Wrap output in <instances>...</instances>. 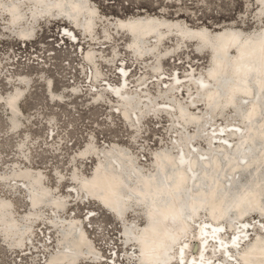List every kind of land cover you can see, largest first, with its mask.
I'll return each instance as SVG.
<instances>
[{
  "label": "bare ground",
  "instance_id": "6f19581e",
  "mask_svg": "<svg viewBox=\"0 0 264 264\" xmlns=\"http://www.w3.org/2000/svg\"><path fill=\"white\" fill-rule=\"evenodd\" d=\"M52 1L58 12L63 11L64 8H69L70 12L67 16L71 20L47 13ZM8 2L11 8L8 9V12L1 13L8 17L9 22L13 18L14 22L12 21V23H16L13 26L19 29L18 35L16 34L14 37L21 42L32 41L36 36L35 32L38 26L42 23L63 21L64 24L59 29V34H63V39L74 44L79 39L76 32L78 30L83 38H88L90 44H96V29H92L94 16L87 14L92 12L91 14L94 15L95 10L89 4V0L25 1L23 4L28 5L30 10L25 18H23L21 6H18L13 0H8ZM261 2L264 4V0ZM2 5L3 2L0 3V7ZM65 5L67 6L65 7ZM35 12H40V17L36 23H33L35 18L32 21V17ZM61 13L64 14V12ZM257 21L258 19L255 20V23ZM114 25L119 35L123 34L128 37V41L125 43L127 52L132 54L135 60L140 61L146 57L154 62L151 73H154L157 78V74L161 73V65H156L159 61L157 58L159 55L154 53L142 56L141 53L144 52L141 48L143 46L148 50L154 47L159 50L158 48L169 38H164L161 45L156 46L157 43H160V36L163 33H168L171 30L177 33L179 31L172 37L177 42L176 48L194 43V52L197 55L208 52V67L205 72L208 77H205L209 79L197 78L195 75L194 78L198 80L195 81L196 85L191 83V78L185 82V85H191L192 88H195V92L189 94L191 104H197V107L202 108L203 113H190V108L175 98L174 90L169 96L166 95L168 91L170 92V87L167 86L159 96L167 101L161 107L164 109L163 113L170 116L174 115L175 119H169V121L179 125L178 129L175 130L177 135L172 142V147L176 151L172 152L165 147L155 151L152 156V170L147 172L141 169L135 157L126 149L112 145L107 152L111 153L108 156L117 165L114 163L112 168L108 167L104 161L106 156L102 159L103 156L100 155L101 157L96 160L89 177L85 178L78 170H72L69 179L74 191H70L71 195L79 196L78 186L82 187V190L84 189L87 193V195L82 193V196H88L90 201L92 199L98 202L100 207L111 213L118 223L123 222L120 228L122 245L135 247L138 256L133 264H224L227 260L226 264H264V75L257 76L259 72H264V26L261 25L250 32H243L234 27H217L212 31L205 26L190 27L179 19L168 20L155 16L122 19ZM102 26L103 43L111 49L110 56L118 59L119 53L115 44L112 43L107 29L109 25L103 23ZM170 28L173 29L170 30ZM200 42L206 44V49H197ZM76 44L78 46L81 44L80 39ZM177 53L169 54L167 57H173ZM92 54L91 50L82 48L83 60L92 68V72L88 73L86 78L89 79L91 87H97V82H101L104 78L101 79L102 72L96 64L94 54L92 59ZM110 62L108 60V63ZM118 69L120 71L116 72L119 77L118 86H112L108 82L104 84V90H107L108 94L117 99L118 106H115L117 113L127 127L133 129V134H136L141 125L138 113L145 106L140 104L146 102L142 101L143 97L145 100H149V108L146 111L152 112L147 114L157 117L159 113L154 111L156 108L154 109L153 101L149 95L140 96L129 91L127 68L121 66ZM94 72L96 73L95 78ZM223 75L228 76V81H231L228 82L227 86L229 91L221 95L217 82H219V76L223 77ZM252 75L256 77L253 79L257 84L258 91L247 82L249 76ZM41 77L43 76H39V79ZM231 77H234L235 80L233 81ZM24 78L26 77L19 76L16 78L15 83L12 84V92L4 97L0 96V104L7 107L9 131L13 134L18 131L21 122L19 113H16V111L19 112V103L31 87V81L27 85L21 83ZM210 78L217 82H212ZM44 81L46 90L52 94L51 81L48 78ZM147 82L148 80H144L138 86H144L142 90L147 91ZM174 82L172 79L171 84ZM241 83L244 85H240ZM18 85L21 87L25 85L26 93L22 96ZM181 85H174V89ZM202 85L208 87L200 89ZM236 90L237 92H235ZM74 93L76 91L72 92V94ZM199 93L202 95L201 97L198 96ZM259 93L263 99L261 101L262 106L261 103L257 104ZM5 97L11 98L10 103L4 101ZM239 97L244 102L238 103L237 98ZM93 98L99 102L104 97L101 91L97 89ZM125 98H130L132 102H126ZM211 100H215L216 103L224 102L226 104L229 101L232 103H228L223 108L214 107L210 109ZM168 101L171 107H174L173 104L175 103L176 111H170L171 108L167 110L169 108ZM227 109L232 112V119L238 121L242 126L232 128V130H226L223 127L216 128L215 131L219 132L217 134H215L216 132L206 133L207 126L210 125L211 127L213 120L217 116H223ZM12 112L15 113V116ZM51 118L49 123L52 125L56 118ZM188 126H192L194 130L188 132ZM251 134H253L254 140L249 143ZM232 135L237 136L233 145L227 141V137ZM219 136L224 139V142L220 140L222 143L213 145V139ZM48 137H50V133H48ZM198 138L207 141L204 148H200L195 143ZM26 141L27 136L19 142L18 149L19 153L28 159L24 151ZM251 148H255V152L249 156V165L242 169V164L247 162L246 155ZM93 152L94 145L90 139L77 153L81 159H85ZM93 158L96 159L94 155ZM164 160L169 162V168L163 167ZM121 163L125 169L137 172L135 179L129 178L128 183L125 181V177L120 173ZM260 163L263 165L259 166ZM244 174L248 180L241 184L240 179ZM0 180L3 182L7 180L23 182L29 205L28 216L42 217L41 209L45 206H48L55 214L57 211L60 213L65 209V202L47 186L42 172H33L28 167L14 166L8 174L0 175ZM57 180H62L60 174L57 175ZM230 180H234L231 186H229ZM121 185H130L134 192H129L124 187L120 188ZM130 194L135 195L136 198L138 196L144 197L142 205L134 204L139 206V210L142 208L144 211L146 208V215L142 217L144 225L137 228L125 223L123 219L124 213L132 211L131 209L128 210L132 205L130 203L125 205L124 202ZM11 205L9 199L0 197V221L3 220L5 227L4 229L0 227V235L5 247H14L18 251L25 252L29 249L27 240L32 237L33 223L25 215L17 218ZM120 205L125 206V208L128 206L122 215L112 209ZM233 208L237 209L233 211ZM203 212L208 219L206 217V221L200 222L199 226L192 230V223H198ZM227 214L228 216H226ZM53 217L55 218L57 215H53ZM170 217L175 218L176 221L173 223L166 222ZM54 218L51 217L52 224H49L48 228L54 229L53 231L57 235V244L60 242L63 245L61 242L63 238L64 246L62 249L56 250V253H52L46 259L45 264L103 263V257L98 256L84 230H78L79 225L74 219L68 220V224L65 225L66 230H62V227L55 225ZM254 219L258 220L251 221ZM237 224L240 226H236ZM250 231L254 234L247 239ZM228 233L230 236L227 239L225 235ZM210 243L213 245L211 249H208ZM188 252L189 255H187ZM232 253H236L240 257L236 258ZM88 254L94 256H87ZM112 257L111 255L110 258ZM113 264H116L115 260Z\"/></svg>",
  "mask_w": 264,
  "mask_h": 264
},
{
  "label": "rangeland",
  "instance_id": "374dc122",
  "mask_svg": "<svg viewBox=\"0 0 264 264\" xmlns=\"http://www.w3.org/2000/svg\"><path fill=\"white\" fill-rule=\"evenodd\" d=\"M13 1L21 6L23 18L27 17L30 10L28 5L25 6L23 3L29 0ZM1 2L3 5L0 7V96L4 97L12 92V84L19 76L26 77L21 81L22 84L27 85L31 81V87L26 93L25 85L23 87L18 85L21 89V96L26 94L19 103V112L16 111L19 113L21 121L16 133L13 134L9 131L8 110L4 104H0V175L8 174L14 166L28 167L33 172H42L47 186L65 202V209L63 212L57 211L55 214L48 206H45L41 209L42 217L28 216L29 205L23 182L0 180V197L11 201L14 215L17 218L25 215L33 223L32 237L27 240L29 249L25 252L18 251L14 247H5L0 235V264H45L46 259L52 253L62 249L63 238L61 241L63 245L60 242L57 244V235L54 233V229L48 228V225L52 224L51 217L54 218L53 215H57L54 218V223L56 226L62 227V230H66L65 225L68 224V220L74 219L79 225L78 230H84L98 256L103 257L102 264H113L114 260L116 264L135 263L138 258L136 248L122 245L120 228L123 222L118 223L111 213L100 207L98 202L92 199L90 201L88 196H82V193L87 195L82 187L78 186L79 196L71 195L70 191H74V189L69 179L70 174L72 170H78L83 177H89L96 160L101 156H103L102 159L106 156L104 161L108 167L112 168L114 162L109 157L111 153L107 152L112 145L126 149L135 157L141 169L147 172L152 170V156L155 151L165 147L175 152L172 142L177 135L175 130L179 125L169 121V119H175L174 115L163 113L164 109L161 107L167 101H164L159 94L169 86L170 92L168 91L166 95L169 96L174 90L175 98L184 102L186 107L190 108V113H203L202 108L197 107V104H191L189 94H193L195 88L185 85V82L188 78H191L190 81L193 84L200 77L209 79L205 77L207 76L205 72L208 67L209 54L205 52L197 55L194 52V43L176 48L177 42L172 37L179 31L177 33L171 30L173 28H170V32L160 36V43L156 42V46H160L164 38L169 37L158 48L160 52L154 47L147 50L141 44V50L144 52L141 53L142 56L154 53L159 55L156 65H161V73L157 74V78L154 73H151L154 62L146 57L140 61L135 60L133 55L127 52L125 43L128 41V37L123 34L119 35L114 24L122 19L155 16L168 20L179 19L190 27L205 26L212 31L217 27H234L243 32H250L261 25L264 26V4L261 0H89V4L95 10L94 15L88 10L87 14L94 16L92 29H96V44H90L88 38H83L80 31L77 30L81 42L78 46L76 43L79 39L72 44L71 41L62 38V33L59 34V29L64 24L63 21L42 23L38 26L35 32L36 36L32 41L21 42L14 37L19 29L13 26L16 24L12 23L13 18L9 22L8 17L1 13L8 12V9L11 8L10 4H8V0H0ZM61 12L54 8L53 1L50 2L47 13L71 20L67 16L70 12L69 8H64ZM39 17L40 12H35L32 17V21L35 18L33 23H36ZM256 19L258 21L255 23ZM103 23L109 25L107 29L112 43L115 44L119 53L118 59L110 56L111 49L103 43L104 39L101 37ZM82 48L93 52L96 64L102 72L101 79H104L97 82V87H91L89 79L86 78L87 74L92 72V68L84 62ZM197 49L204 50L206 48L198 47ZM176 52L178 53L175 56L167 57ZM93 54L91 55L92 59ZM108 60L111 62L108 63ZM121 66L126 67L129 71L127 74L129 76L127 81L129 91L140 96L149 95L153 101L154 109L156 108L154 111L159 113L157 117L149 115L152 113L149 110V112L146 111L149 108V100H145L143 97L142 101L146 102L140 104L145 106L138 113L141 125L136 134H133V129L128 128L117 113L115 109V106H118L117 99L104 90V84L108 82L112 86H118L119 77L116 72ZM93 74L95 78L96 73ZM195 75L197 78H194ZM39 76L43 77L39 79ZM46 78L51 81L52 94L46 90L44 81ZM172 79L175 81L174 84H171ZM144 80H148L147 91L142 90L144 86H138ZM176 84L182 85L174 89ZM97 89L104 97L99 102L93 98ZM73 91L76 93L72 94ZM120 91L122 90L120 89ZM198 96L202 95L199 93ZM4 99L6 103L11 101V98L8 97ZM242 101L240 97L237 98L238 103H242ZM167 105L171 108L170 111H176L175 103L174 107L170 106L169 101ZM232 115V112L227 109L223 116H217L213 120L211 127L207 126L206 133L216 132L215 134H217L219 132L215 131L216 128L223 127L226 130H232V128L242 126L238 121L232 119ZM51 117L56 118L52 125L49 123ZM132 122L134 121L132 120ZM192 130H194L192 126L187 127L188 132ZM48 133H50V137H48ZM26 136L24 151L28 159L23 157L18 149L19 142ZM235 138H237L236 135L229 136L227 141L233 145L236 142ZM90 139L93 141L94 152L90 153L88 158L81 159L77 152L81 151ZM220 140L224 142L220 136L213 139V145L222 143ZM206 142L203 138H198L195 141L200 148H204ZM93 155L96 159L93 158ZM58 174L62 176L61 181L57 180ZM247 180L244 174L241 176L240 183L243 184ZM124 188L129 192H134L130 185H124ZM130 209L131 212L124 213V222L136 228L144 225L142 217L146 215V208L143 211L142 208L139 210L138 205H132L128 210ZM206 217L203 212L198 223H192V230H195L200 222L206 221L208 219ZM236 226H240V224ZM0 227L1 229L5 228L3 220L0 221ZM253 234L250 231L247 239L251 238ZM229 236V233L225 235L227 239ZM212 245L213 243H210L208 249H211ZM189 254L188 252L187 255ZM232 254L236 258L240 257L236 253ZM111 255L112 258H110ZM87 256L94 255L88 254ZM227 262L228 260L224 264Z\"/></svg>",
  "mask_w": 264,
  "mask_h": 264
},
{
  "label": "water",
  "instance_id": "95a60500",
  "mask_svg": "<svg viewBox=\"0 0 264 264\" xmlns=\"http://www.w3.org/2000/svg\"><path fill=\"white\" fill-rule=\"evenodd\" d=\"M71 26H73V25H71ZM146 34V33H145ZM201 41V40H200ZM206 44L205 43H203V42H200V45H199V47L200 48H206V46H205ZM261 75H264V72H259L258 74H257V76H261ZM228 76H224L223 75V77H221V76H219V79H218V81L219 82H217L216 80H213V78H210L211 80H212V82L214 81V82H217V84H219L218 85V88H219V91H220V94L222 95V94H225V92H228L229 90H228V88H227V86H228V82H230V81H228ZM256 78V77H254L253 75L252 76H249V78H248V80H247V82H249L251 85H252V87L256 90V91H258L257 89V84H256V82H255V80L254 79ZM231 79L234 81L235 79H234V77H231ZM222 85H223V87H222ZM240 85H244L243 83H241ZM208 86H201L200 87V89H205V88H207ZM260 91V90H259ZM235 92H237V90L235 91ZM235 92H233V93H235ZM235 97H238V96H236L235 95ZM263 99H262V97H261V93H259L258 95H257V104L258 103H261V106H262V101ZM125 101L126 102H132V100L130 99V98H125ZM212 101V100H211ZM228 103L229 104H231L232 102H226V104L224 103V102H220V103H216L215 102V100L214 101H212L210 104H209V107H210V109H212V108H214V107H221V108H223V107H225V105H228ZM168 109H170V108H168ZM139 117H140V115H139ZM250 140H248L249 141V143H251L252 142V140H254V137H253V134H251V136H250ZM253 152H255V148H251L250 149V151L247 153V155H246V161L247 162H245L244 164H242V169H245V167L247 166V165H249V156H251L252 154H253ZM116 158H118V157H116ZM112 162H114L115 163V161H113V160H111ZM116 164V163H115ZM169 162L167 161V160H164V162H163V167L164 168H169ZM117 165V164H116ZM160 165H162V164H160ZM263 165V163H260L259 164V166H262ZM120 173H121V175H123L124 177H125V181L127 182V180L129 179V178H132V179H135L136 178V176H137V172L136 171H133V170H130V169H125L124 167H123V164L121 163V171H120ZM234 182V180H230V185L229 186H231L232 185V183ZM124 186H120V188H123ZM144 201V197H141V196H138V198H136L135 197V195H133V194H130V196H128V198H125V200H124V202H125V205H129V203H130V205H134L135 203H138L139 205H142V202ZM123 207V208H122ZM128 207V206H127ZM127 207L125 208V206H122V205H120L119 207H114V208H112L113 209V211L114 212H116V213H118V214H123L124 213V211L127 209ZM234 210L233 211H235L237 208H233ZM250 210H251V208H250ZM249 209L247 210L248 212L250 211ZM226 216H228V214L226 215ZM173 221L175 222L176 220H175V218H172V217H170V218H168V220H166V222H168V223H173ZM8 229V228H7ZM10 231H13V230H11V229H9ZM65 238H66V236H64ZM69 237V236H68ZM135 242H136V240H135Z\"/></svg>",
  "mask_w": 264,
  "mask_h": 264
}]
</instances>
